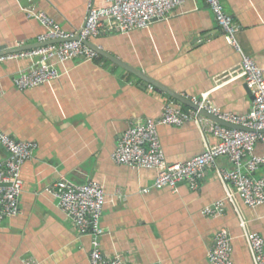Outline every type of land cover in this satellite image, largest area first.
Returning a JSON list of instances; mask_svg holds the SVG:
<instances>
[{
  "label": "crops",
  "instance_id": "0c3cea01",
  "mask_svg": "<svg viewBox=\"0 0 264 264\" xmlns=\"http://www.w3.org/2000/svg\"><path fill=\"white\" fill-rule=\"evenodd\" d=\"M101 0H0V46L37 43L44 28L28 9L42 12L67 34L82 27L87 5ZM237 27V52L221 32L204 0H184L172 17L147 29L120 33L113 25L91 41L118 60L188 100L207 94L225 113L245 115L251 106L243 80L228 81L239 70L243 55L264 67V0H221ZM27 59L0 63V130L36 144L21 169L19 214L0 224V264H89V236H80L71 220L46 190L58 180L82 185L90 180L104 190L100 221L104 233L99 249L124 264H208L207 253L216 232L231 237L233 264H252L240 218L225 200L216 170H231L226 158L207 168L197 191L180 185L150 189L154 170H133L111 158L125 130L136 121L157 119L171 100L144 86L132 74L97 56L57 66L59 78L19 91L14 78L27 71ZM183 109H187L182 107ZM158 136L170 164L183 163L204 151L205 142L194 122L160 126ZM255 154L264 156L258 144ZM7 153L0 144V164ZM262 170L256 175H262ZM224 202L221 216L202 211ZM250 232L264 239V205L254 209L237 201Z\"/></svg>",
  "mask_w": 264,
  "mask_h": 264
},
{
  "label": "built area",
  "instance_id": "2783aa9c",
  "mask_svg": "<svg viewBox=\"0 0 264 264\" xmlns=\"http://www.w3.org/2000/svg\"><path fill=\"white\" fill-rule=\"evenodd\" d=\"M221 32L234 50L240 52L236 41L237 27L230 15L226 14L221 0H204ZM184 0H101L98 5L90 1L87 5L85 21L76 33L67 34L58 24L42 12L28 9L26 14L36 18L44 28L37 37V43L62 41L31 50L6 54L0 46V63L27 59L30 68L14 78V86L19 91L37 88L59 78L57 66L72 60L92 62L98 54L82 41L91 42L99 37L107 27L113 25L116 31L127 33L147 29L154 23L169 20L173 12ZM79 40H74V37ZM19 44L18 47H22ZM228 81L243 80L250 96V110L245 115L225 113L208 99L207 94L189 101L198 110L183 109L174 102L163 107L157 119L133 122L120 137L111 155L112 161L119 166L133 170H154L156 178L150 189L168 188L176 192L178 186L185 185L190 191H197L207 168H214L219 158H226L233 166L231 170H216L222 184L225 200L237 212L240 228L249 248L252 264H264V239L248 230L239 214L237 201L245 207L254 209L264 205V156L255 154L260 144L264 149V67H259L246 55L240 61L239 70L227 76ZM205 111L218 120L249 131L226 128L200 115ZM186 122H194L198 129L209 134L215 143L205 142L204 151L194 158L170 164L167 162L158 136V127H179ZM0 144L7 158L0 164V224L6 218L19 214V200L22 192L20 177L23 165L32 158L36 144L17 140L0 130ZM262 175L256 174L261 171ZM57 201L60 211L71 220L80 236L91 238L89 264H124L120 258H108L99 249L105 194L95 181L82 185H72L58 180L46 190ZM224 212V202H216L202 211L206 217H219ZM231 237L226 229L216 232L213 246L207 253L208 264H233L231 261ZM25 264H31L25 261ZM33 264V263H32Z\"/></svg>",
  "mask_w": 264,
  "mask_h": 264
},
{
  "label": "water",
  "instance_id": "95a60500",
  "mask_svg": "<svg viewBox=\"0 0 264 264\" xmlns=\"http://www.w3.org/2000/svg\"><path fill=\"white\" fill-rule=\"evenodd\" d=\"M74 40H79V38L76 36L73 38ZM58 42H62V41H51V42H46V43H36V44H32L29 46H22V47H18L15 49H11V50H6V48L1 47L2 50L8 54V53H14V52H21V51H26V50H31V49H35L38 47H43L46 46L48 44H54V43H58ZM83 44L87 45L90 49H92L93 51H95L99 56L105 58L106 60L112 62L113 64H115L117 67H119L120 69L132 74L134 77H136L144 86H151L155 92H157L158 94H162L165 98H167L168 100H171L172 102L178 104L181 107L187 108V109H191L194 111H197L198 108L193 105L187 98H185L184 96H181L179 93L174 92L173 90L167 88L166 86L162 85L161 83L151 79L149 76L143 74L140 70L135 69L131 66H129L128 64L118 60L117 58H115L114 56H112L111 54L105 52L104 50L98 48V46H96L95 44L91 43V42H86V41H82ZM3 53V52H2ZM2 53H0V55H2ZM200 115H203L207 118H209L211 121H213L214 123L219 124L220 126L226 127V128H230V129H235V130H241V131H249L248 129L239 127V126H234L228 123H224L220 120H218L217 118H215L214 116L207 114L205 111H199Z\"/></svg>",
  "mask_w": 264,
  "mask_h": 264
}]
</instances>
